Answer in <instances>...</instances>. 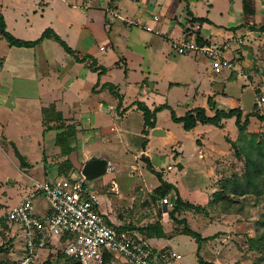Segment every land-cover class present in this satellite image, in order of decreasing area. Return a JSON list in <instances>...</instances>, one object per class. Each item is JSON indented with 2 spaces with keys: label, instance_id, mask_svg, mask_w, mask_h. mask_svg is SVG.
<instances>
[{
  "label": "rangeland",
  "instance_id": "374dc122",
  "mask_svg": "<svg viewBox=\"0 0 264 264\" xmlns=\"http://www.w3.org/2000/svg\"><path fill=\"white\" fill-rule=\"evenodd\" d=\"M5 1L13 2L12 0ZM15 1L14 5L4 6V1L0 0V13L6 17L7 30L17 38L24 40L39 38L44 29L53 27L51 24L54 21L53 17H57L60 20L54 22L61 31L62 38L71 47L80 50L82 54L93 55L103 66H111L120 61L123 67H115L113 72L114 79L119 82L125 79V72L122 68L126 65L121 61L125 54L128 55L131 81L149 79L156 84L160 94H167L170 82L187 78L186 75L181 77L183 63L179 59H183L184 56L172 50L166 40V36L170 35L168 36L166 32L169 25H174L176 29L172 34L173 37H177V33L183 31L184 18L182 15L184 5L188 1L181 4V0H116L118 10L106 11L103 8H94L95 4L91 0H54L44 12L41 4L36 7L28 6L31 0ZM106 1L100 0V5H105ZM211 1L199 2L197 9L201 15L210 8ZM81 2H85V5L91 8L85 9L83 5H80ZM149 2L152 8L146 10L145 6ZM75 4L79 6L74 7ZM35 9L37 13H33ZM143 12H146L144 19H152L148 25L155 24L153 19L156 15L164 19L165 25L161 28L163 35L148 31L139 25L124 23V19L127 21L133 19L139 23L142 20L139 16ZM88 14L90 20L94 17L93 32L96 34V40L93 43L91 37L88 36L87 29H83V26L87 24ZM109 44L111 46L106 48ZM262 47L264 46L258 47L257 53L253 51L254 61L250 68L251 72L262 73V70L257 68L263 67L264 64L261 53L264 48ZM69 56L70 54L62 46L52 40L40 46L17 47L11 46L7 40L0 38V122L2 121L0 132H3L0 135V216L31 194L35 180L58 176L60 163L72 156L73 160L70 158L72 164H78L80 167L72 171L71 177L67 175L65 177L71 180L83 179L85 187L97 195L100 201V211H109L115 216H113L115 220L132 217L137 221L136 219H140L142 214L149 213L156 217L159 210L163 212L165 206L160 203L157 206L153 198L154 187L160 184L158 177L160 174L165 181L177 187L185 201L209 208L208 214L196 213L193 210L179 214L180 218H187L194 230L201 232L204 236L217 233L218 239L222 241L221 243H209L208 248L201 252L204 259H215L217 264H264V255L250 250L247 241L250 232L253 236L255 235V221L264 212V197L249 199L252 205L249 219H243L238 215L219 214L209 207L214 191L220 188V180L224 176L232 173L241 174L243 171L244 161L235 156L229 142V140H236L239 135L235 117L224 122L222 127L202 124L196 131L189 133L183 129L182 124L172 119L170 110L161 111L158 115L159 123L170 132L161 138V141L166 140L168 144L154 139L151 159L153 170L149 167L150 161L143 159L141 154L139 155L143 148L144 138L138 135H124L118 132L102 135L92 132V136L86 138V141L79 140L76 147L73 146L78 152L64 155L61 147L56 145L57 130H44L41 108L45 104L42 103L45 96L42 92L41 81L44 83L51 81L47 77L53 76L54 65ZM142 56H145L144 62ZM255 56H257L256 59ZM198 57L200 60L207 61L202 55ZM211 67L209 63L208 68ZM161 71L166 73L164 79L159 77ZM243 82L244 79L239 78L232 83L230 88L242 93V106L248 111L253 108L261 89L257 86L255 89L251 86L244 87ZM134 85L129 88L130 95L135 90ZM187 88L186 84L175 85L168 93L170 103L178 115L185 113L187 103L190 102L186 98V93L189 91ZM62 110L66 116L69 115L65 106ZM256 111L264 114V110ZM128 115H132L127 122L133 128V132L140 134L143 124L141 112H129ZM96 123L100 126L110 124L104 117L101 119L99 117ZM198 132L201 134H197ZM248 133L264 135V122L257 117H251ZM66 139L70 145L74 140L76 141L75 137ZM177 139L182 145V147L179 145L176 147L180 151L178 155L176 148H173ZM9 140L16 144L31 166L21 165ZM211 146L223 151L221 150V154L215 152L211 155L209 152ZM137 154L139 156H136ZM201 154L208 155L206 162ZM85 155L106 159L107 163H111L112 169L95 179L84 178L82 169L87 162H84ZM214 163L218 165L217 172L223 173L222 178L217 182L215 177L207 172L214 166ZM179 164H183L184 169H180ZM168 166L172 168L168 169ZM172 194L168 195L170 199ZM39 200L42 205L48 206L45 198L38 196L37 204L40 203ZM38 207L40 208L39 205ZM110 208H112L111 211ZM165 213L166 223L175 227L176 224L172 222L168 212L165 211ZM151 215L149 219L154 217H150ZM118 220L116 225H119L120 220ZM241 221L244 223L240 224ZM181 228L180 225L179 229ZM168 229H170L169 226ZM23 247L24 236L21 226L5 227L1 223L0 264H11L20 259L23 256ZM170 248L175 254L182 256V259L173 260L170 264H198L197 243L191 236L174 234L170 241ZM47 254V249L40 251V259H44Z\"/></svg>",
  "mask_w": 264,
  "mask_h": 264
},
{
  "label": "crops",
  "instance_id": "0c3cea01",
  "mask_svg": "<svg viewBox=\"0 0 264 264\" xmlns=\"http://www.w3.org/2000/svg\"><path fill=\"white\" fill-rule=\"evenodd\" d=\"M3 1H4L3 2L4 6L5 5L10 6V4L14 5L15 0H12L13 1L12 3H10L9 1H5V0ZM53 1L54 0H31L29 1L30 4H28V6L36 7L38 4H41V6L43 7L41 9L44 12L46 11L47 8L51 6ZM91 1L94 2L95 4V6H93L94 8H98V9L103 8L106 11H117L118 10V4L116 0H107L106 4L103 6L100 5V0H91ZM187 1L188 3L184 5V11H183L184 14L182 15L184 18V21L183 23L181 22L182 25L184 26L183 31H179L177 33V37H173L172 34L175 32L176 29L174 25H169V28L166 32L168 33L167 34L168 36L170 35L169 37L166 36V40H168L167 42H169L171 48H172V41L174 39L192 37L193 30L192 31L190 30L191 32L189 31L191 19L201 18L203 21L201 22L197 20V23L201 24V29L198 34L202 37V40L208 39V40L222 41L231 36H245L244 44L240 45L238 50L235 52V54L237 55V61H238L237 68L239 69L240 72L242 71L243 74H240L239 72H236V71H227V70L223 72H215L212 67L208 68L209 63L211 65V62L206 57L205 58L207 59V61L200 60L198 56H192L189 54L182 55L184 56L183 59L182 58L181 60L179 59V61L183 63V69H181V71L183 70L181 73V77H185L186 75L187 78L181 79V80L177 79L175 81L170 82L168 84L167 94L166 93L160 94L161 92L156 87V84L149 79H144L142 81H135V82L131 81L129 77L128 55L127 54H125L124 57H122L121 59V61L125 63L124 65H126L124 66L125 68H122L124 69V72H125V75H124L125 79L122 82H119L116 79H114L115 75L113 73L115 67H123L120 64V61L115 62L111 66L110 65L106 66L108 68V71L104 75L99 77L97 72H94L89 68V61H78L74 56L70 55L64 61L58 62V64L54 65L53 76L47 77V79H50L51 81L45 82V83L41 81V84H43L42 92L45 96V100H42V103H45V104L42 105L41 110L43 112L44 107L49 108L51 106H54L57 111L62 112L65 124L70 125L71 127H74L76 130V133H75L76 141L74 140L72 142V146H76L79 140L86 141L85 140L86 138L92 136V132L93 133L98 132V133H101L102 135H106L110 133H117V132L118 134L122 133L124 135L125 134L126 135H136V136L138 135L144 138L143 148H141L139 155L141 154L143 159L150 161L149 164L153 168V165L151 164V159H152V150L154 149V147L152 146L155 142L154 139L158 140L159 142H166V144H168L167 143L168 141L163 140V139H162L163 141H161V138L168 135L170 131H167L163 128V126L159 123V118H158L159 113H161V111H164L166 109H163L157 112L156 126H155V128H160L164 130L165 134L160 135V136L155 135L152 133V131L155 128H152L149 131V134L146 135L143 132V129H144L143 112L137 108L136 102L140 101V102L145 103L151 110H153L156 106L165 104V103L169 104L172 107L170 103V99H169L170 96L168 93L175 85L180 86V85L186 84L188 87L187 89H189L188 93H186V98L189 99L190 102L187 103V108H186L185 113L189 109H192V108L205 107L207 110V113L209 115H213L214 113L208 107L209 97H212L218 103V105L226 109L241 107L245 114L251 112L254 109V106H253L251 110H248V111L245 110L242 106V100H241L242 93L233 91V88H230V86H232V83L235 80H238L239 78H243L244 82L242 86L244 87L251 86L252 88L254 87L253 89H255L256 86L261 87L262 94L264 95V68H263L264 64L262 65L263 67H257L262 70V73L260 72L255 73V72L250 71V68L252 67L251 66L252 62L254 61L253 56H252L253 51L254 53H257V51L259 50L258 47L264 46V0H252L253 13L251 14L245 13L243 0H236V1L235 0H212L210 2L211 3L209 6L210 8L206 9V12L203 15L200 14L197 7H199L198 4L200 1H205V0H190V2L189 0H181V4L182 2H187ZM15 2H18V1H15ZM81 3L82 4L80 5L81 6L83 5V7L87 10L91 8L85 5V2H81ZM78 6H79L78 4H75L74 7H78ZM150 8H152V5L149 2L145 6V9L148 10ZM33 13H37V10L35 9ZM145 15H146V12H143V14L141 13L139 17H141L142 20H140L139 23H137L136 21L135 22L137 24L145 25L146 27H152L154 28V31H151V32H155L158 35H163L162 34L163 31L161 28L165 25L164 19L156 15L153 19L155 24L148 25V23L152 21V19L151 18L144 19ZM3 16L6 21V17L4 14ZM87 17H88L87 24L85 25V27L83 26V29H87L86 31L88 32V36L91 37V42L93 43L96 40V37H95L96 34L93 32L94 31L93 29L94 17L91 18V20L89 19V14L87 15ZM176 17H178V15H176ZM53 19L54 21L60 20V18H57V17H53ZM54 21L51 23L53 27H48V28H52L56 33H58L61 36L62 35L61 31L56 26ZM123 21L124 23L128 24L127 19H124ZM157 31H159V33H157ZM49 40H52V39H46L42 43L38 44L37 46H40ZM109 46H111V44L107 45L106 48H108ZM73 49L76 51V53L78 54L80 58L90 55L89 53L82 54L80 50L75 49V48ZM99 49L101 50V48ZM261 53L263 56L262 59L264 61V51L261 50ZM231 54L232 53L229 52L227 55L231 56ZM256 58L257 56H255V59ZM142 60L144 62L145 56H142ZM140 65H142V63H140ZM186 72L188 74H186ZM159 75L161 79H164L166 77V73L164 71L159 72ZM105 83H112L115 86H117L118 91L122 97L121 104H119V100L111 93L109 89L103 88V85ZM133 84H135L134 86L136 87L132 95H130L129 88L133 87ZM0 88H1V82H0ZM27 98H31V97H27ZM39 99L41 100V97ZM64 106L67 108V111L69 112L68 116H66V114H64V111L62 110V107ZM129 112L131 113L141 112L143 124L140 128V134L138 132L135 134L133 132V128L130 126V124H128L127 121L130 120L132 116V115H128ZM99 117L100 119L101 117H104V119L107 118L110 124L106 126L98 125L96 123V120ZM43 118H44V114H43ZM229 119H227L225 122H228ZM0 123H2V121ZM58 124L59 123L56 121L46 123L43 119L44 130H48L50 127L52 130L53 129L57 130L54 127H56ZM199 125H202V124L201 123L198 124L194 129L188 132L190 133V132L196 131ZM203 125H212V124H203ZM57 133H58V130H57ZM1 134H3V132H0V135ZM197 134H201V133L198 132ZM9 141L11 142L12 140H9ZM178 145L182 147L181 141L179 139H177V141L173 144V148L174 147L176 148ZM221 150L222 149L220 148L212 147L209 149V152L211 153V155H213L215 152L216 153L218 152V154H221V152L223 151ZM82 151L84 150L82 149ZM176 151L178 155L180 151H178L177 148H176ZM199 151L200 153H202L201 150ZM76 152H78L77 149L73 151V153H76ZM139 155L137 154L136 156H139ZM201 155H202V159L206 162L208 155L207 154L206 155L201 154ZM70 158L73 160L72 156H70ZM92 158H97V156L91 157L89 155H85L84 162ZM214 166L210 170H207V172L210 174V176H214L217 182L219 179L222 178L223 173L217 172L218 165L216 166L214 163ZM223 166L224 165H222V167ZM74 167L76 169V168H79L80 166L74 163ZM184 167L185 166L182 164V169H184ZM56 177H62V176L58 175ZM56 177H52V179ZM159 185L160 184L155 186L154 190ZM32 189H33V186H32ZM39 197L43 198V196H39ZM160 201H161L160 199L156 200L157 206L160 203ZM39 202L40 203H38V205L40 206V209L42 210L44 204L42 205L41 200H39ZM109 210L111 211L112 208H110ZM102 212L108 214L112 222L114 223L117 222L118 219L116 218L117 220H115V218H113L114 215L110 214L109 211L102 210ZM148 214L149 213L142 214L139 217L140 219L138 218L136 219L137 221H135V219H133L132 217L126 218V219L124 218L119 219L120 220V221L118 220L119 225L122 226L126 224H133L134 226H146L148 223H151L157 220L156 217L158 216V214L156 217L153 214L152 215L149 214L151 215L150 217L154 216L151 219L148 218L149 217ZM162 214H163V217H162L161 222L164 226L165 232L167 233V237L146 238L138 230L135 231V234L138 237L144 238L145 242L148 245H150L152 259L157 264H167L168 259L172 257L173 253L175 254V252L170 248V241L172 240V237L174 236V234H179V233L182 234L181 232H178L175 230L176 226L174 227V225H171V224L169 225V223H166V215H164L166 214L165 209L163 210ZM230 216H234V215H230ZM239 223L241 224L244 222L241 221ZM168 226L170 227V229H168ZM211 235L213 234L206 235V236L203 235V236L207 237ZM248 236H253V233L250 232ZM218 238L219 237L212 238V239H209L203 242L201 252L203 251V249L208 248L209 243H221L222 241L219 240ZM201 255L203 256L202 253ZM180 259H182V256ZM206 260L212 261L215 264H217L215 259H209V260L206 259ZM198 264H199V261H198Z\"/></svg>",
  "mask_w": 264,
  "mask_h": 264
},
{
  "label": "built area",
  "instance_id": "2783aa9c",
  "mask_svg": "<svg viewBox=\"0 0 264 264\" xmlns=\"http://www.w3.org/2000/svg\"><path fill=\"white\" fill-rule=\"evenodd\" d=\"M127 22L154 31V28L133 20ZM200 29V23L190 24L189 31L193 30V36L174 39L173 51L181 55L204 56L215 72L227 70L243 74L237 68L235 52L244 44L245 36H231L222 41L199 40ZM229 52L231 56L227 55ZM255 106L256 110H264L262 89L257 94ZM111 169V163H107V170ZM38 196H43L48 203L42 210L36 203ZM99 204L97 195L85 187L83 179L72 182L62 176L35 180L31 194L0 217L8 226L20 225L24 236L23 256L11 264H45L51 253L54 255L52 261L62 253L65 258L81 264H157L152 259L150 245L140 237L136 238V234L120 229L108 214L100 211ZM160 204L165 206L166 212L174 205L169 196ZM43 249H47L48 254L40 259ZM180 258L181 255L173 253L167 264Z\"/></svg>",
  "mask_w": 264,
  "mask_h": 264
},
{
  "label": "trees",
  "instance_id": "16d2710c",
  "mask_svg": "<svg viewBox=\"0 0 264 264\" xmlns=\"http://www.w3.org/2000/svg\"><path fill=\"white\" fill-rule=\"evenodd\" d=\"M244 11L246 14L253 13L252 0H243ZM203 21L201 18H192L191 24L195 22ZM200 31V30H199ZM198 31V33H199ZM0 38H3L9 42L11 46L17 47H35L42 43L46 39H52L56 41L64 50L70 55L74 56L78 61H89V68L97 72L99 77L104 75L108 68L106 66L100 65L97 59L92 55H87L82 58L78 56L76 51L52 28H47L43 31L41 36L36 40H24L15 37L10 31L7 30V24L3 14L0 13ZM197 39L202 40V37L198 34ZM103 88H107L111 93L119 100V104L122 102L121 94L118 91L117 86L112 83H105ZM136 106L139 110L143 112L144 116V134L148 135L149 131L156 126V115L157 112L163 109H169L171 112L172 119L182 124L185 131H190L194 129L198 124H212L215 126L222 127L226 119L235 117L236 126L239 129V135L236 140H229L232 149L234 150L235 156L244 161L243 171L241 174L232 173L228 176H224L220 180V188L214 191L212 199L209 201V207L215 210L219 214L225 215H238L243 219L250 218L251 202L249 199H255L264 197V135L263 134H249L248 126L250 124L251 117H257L260 121L264 122V114L256 111V106L254 109L245 114L241 107L226 109L218 105V103L212 98H208V107L214 113L209 115L205 107H196L189 109L184 115L179 116L176 111L169 104H161L156 106L151 110L145 103L137 101ZM44 121L50 123L56 121L59 124L54 127L58 130L56 137V145L61 147V152L64 155L71 154L76 150V146L73 147L68 143L67 137H75L76 130L70 125H66L64 117L61 111H57L54 106L49 108H43ZM51 129V127L49 128ZM14 147L15 155L19 159L21 165L24 167L31 166L26 156H24L16 146L14 142L11 141ZM149 167L153 170V168ZM75 169L74 165L70 161V158H66L60 163L58 174L59 176L67 175L71 177L72 171ZM160 180V185L154 190V201L157 199L162 200L169 194H172L171 200L173 201V208L168 211L169 217L174 224H176V231L182 234L191 236L197 243V256L199 264H215L212 261H207L201 255V249L203 242L216 238L217 234L204 237L200 232L194 230L187 218L179 217L184 211L193 210L196 213H209V208L203 207L201 205H196L192 202L185 201L177 187L167 182L163 177L158 175ZM71 180V179H69ZM72 182L75 180H71ZM158 196V197H157ZM157 220L148 223L146 226H134L132 224H126L120 226V229L127 230L132 234L138 230L146 238L167 237L164 226L161 222L162 211H158ZM1 217V216H0ZM0 222L7 227L8 225L0 218ZM182 226L179 229V226ZM136 238L138 236L136 235ZM145 241L144 238H141ZM249 243V249L255 252H259L264 255V212L255 221V235L248 236L247 239ZM45 264H81L71 258H65V255L59 253L55 261L51 260L54 256L52 253ZM104 264H111L106 262Z\"/></svg>",
  "mask_w": 264,
  "mask_h": 264
},
{
  "label": "water",
  "instance_id": "95a60500",
  "mask_svg": "<svg viewBox=\"0 0 264 264\" xmlns=\"http://www.w3.org/2000/svg\"><path fill=\"white\" fill-rule=\"evenodd\" d=\"M155 135H163L165 134L164 130L160 128H155L152 131ZM179 168L182 169V164H179ZM107 171V161L104 158H92L88 160L82 169V174L86 179H95Z\"/></svg>",
  "mask_w": 264,
  "mask_h": 264
}]
</instances>
